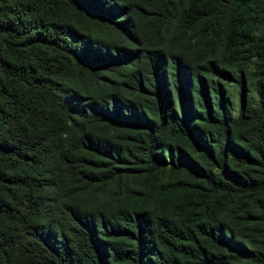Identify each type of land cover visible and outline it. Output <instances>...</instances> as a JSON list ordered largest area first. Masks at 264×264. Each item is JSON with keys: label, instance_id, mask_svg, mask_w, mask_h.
Returning a JSON list of instances; mask_svg holds the SVG:
<instances>
[{"label": "trees", "instance_id": "16d2710c", "mask_svg": "<svg viewBox=\"0 0 264 264\" xmlns=\"http://www.w3.org/2000/svg\"><path fill=\"white\" fill-rule=\"evenodd\" d=\"M0 264H264V0H0Z\"/></svg>", "mask_w": 264, "mask_h": 264}]
</instances>
